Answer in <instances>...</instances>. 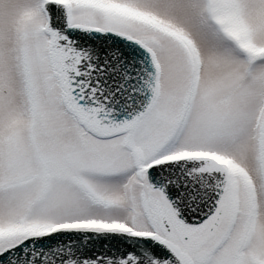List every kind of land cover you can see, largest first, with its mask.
I'll list each match as a JSON object with an SVG mask.
<instances>
[{
  "label": "snow or ice",
  "instance_id": "snow-or-ice-1",
  "mask_svg": "<svg viewBox=\"0 0 264 264\" xmlns=\"http://www.w3.org/2000/svg\"><path fill=\"white\" fill-rule=\"evenodd\" d=\"M0 264H264V0H0Z\"/></svg>",
  "mask_w": 264,
  "mask_h": 264
}]
</instances>
